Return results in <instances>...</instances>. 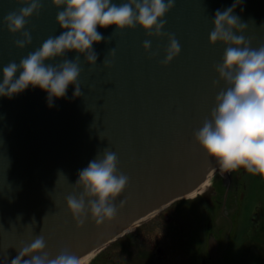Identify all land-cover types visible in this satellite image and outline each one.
Returning <instances> with one entry per match:
<instances>
[{
    "label": "water",
    "instance_id": "water-1",
    "mask_svg": "<svg viewBox=\"0 0 264 264\" xmlns=\"http://www.w3.org/2000/svg\"><path fill=\"white\" fill-rule=\"evenodd\" d=\"M233 2L175 0L162 31L175 34L181 51L166 66L161 63L166 37H147L139 26L120 32H113L115 25L98 26L110 42L93 45L99 54L95 65L86 64L81 56V96L71 98L70 85L68 99H56L51 108L39 88L26 89L12 99L0 97L3 264H11L19 247L38 235L45 237V251L51 256L65 246L78 256L90 254L143 217L188 196L214 168L219 172L193 133L209 117L215 96L224 87L223 82L214 86L218 74L213 66L221 62L225 46L210 44L208 37L215 11ZM19 7L15 0H0V68L10 61L19 63L61 31L56 15L62 9L42 0L39 16L29 18L26 25L32 43L17 48L14 41L23 37L9 33L2 21ZM234 15L248 24L242 35L253 48L264 44V0H243ZM145 40L151 41L150 52L142 47ZM112 48L115 55L109 56ZM157 50L159 54L151 57ZM75 55L70 52L68 58ZM104 59L111 61L110 67L104 66ZM105 151L116 154L118 171L129 177V184L115 201L114 219L78 226L65 198L78 194L73 189L78 171ZM59 172L66 177H58ZM212 189L209 186L201 194L208 204Z\"/></svg>",
    "mask_w": 264,
    "mask_h": 264
},
{
    "label": "clouds",
    "instance_id": "clouds-1",
    "mask_svg": "<svg viewBox=\"0 0 264 264\" xmlns=\"http://www.w3.org/2000/svg\"><path fill=\"white\" fill-rule=\"evenodd\" d=\"M15 3L21 7L7 13L2 23L9 33L23 37L14 41L17 48L23 49L32 43L26 25L29 18L39 16L42 0H15ZM242 3L243 0H234L223 11L217 9L212 17L209 43L225 46L221 62L213 66L218 74L213 84L223 82L224 87L215 96L209 117L194 131L193 137L221 175L243 168L264 177V44L253 48L251 41L242 35L248 24L234 15ZM51 4L62 9L56 15L60 33L48 37L19 63L10 61L0 68V97L12 99L26 89L39 88L46 93L47 106L51 108L56 99H68L70 85L71 98L81 96L78 82L81 56L86 64L95 65L99 54L93 45L110 42L97 30L98 26L115 25L113 32L139 26L147 37H166L168 44L161 61L165 66L181 51L175 34L162 31L167 23L165 16L175 6V0H122L119 4L114 0H51ZM142 47L150 52L151 41L145 40ZM70 52H75V57L69 59ZM108 54L114 56L115 49H110ZM158 54L159 50L152 51L150 56ZM103 64L110 67L111 61L104 59ZM60 176L65 175L59 172ZM128 184L129 177L118 171L116 154L105 151L102 158L97 155L78 171L73 184L78 194L65 198L67 211L78 226L86 221L96 224L111 221L118 211L115 201ZM123 204L121 201L120 206ZM46 247L45 237L38 235L30 244L19 247V254L11 264H82V257L66 246L55 256L45 251Z\"/></svg>",
    "mask_w": 264,
    "mask_h": 264
},
{
    "label": "flooded vegetation",
    "instance_id": "flooded-vegetation-1",
    "mask_svg": "<svg viewBox=\"0 0 264 264\" xmlns=\"http://www.w3.org/2000/svg\"><path fill=\"white\" fill-rule=\"evenodd\" d=\"M243 172L236 170L234 181L228 179L222 195L213 187L210 205L202 196L194 203L184 197L176 199L81 257H87L86 264H237L231 258L237 254L221 252L224 229L213 227L214 213L200 205L204 202L211 209L219 208L220 219L233 229L245 197Z\"/></svg>",
    "mask_w": 264,
    "mask_h": 264
},
{
    "label": "rangeland",
    "instance_id": "rangeland-1",
    "mask_svg": "<svg viewBox=\"0 0 264 264\" xmlns=\"http://www.w3.org/2000/svg\"><path fill=\"white\" fill-rule=\"evenodd\" d=\"M236 170L229 172L228 176L233 179ZM234 181V179H233ZM244 185V200L242 210L236 225L231 226L222 221L219 217V208L212 209L204 202H201L206 212L214 213L213 227L217 230L224 229L220 233L221 252L232 253L233 260L237 264H264V177L248 173L245 169L242 177ZM227 178L219 172L211 178V186L215 187L218 195H222L226 188ZM259 196H261L259 198ZM199 196L188 198L190 202L198 201ZM229 228V230H228ZM231 231V234H230ZM234 231V232H233ZM241 254V255H240Z\"/></svg>",
    "mask_w": 264,
    "mask_h": 264
},
{
    "label": "bare ground",
    "instance_id": "bare-ground-1",
    "mask_svg": "<svg viewBox=\"0 0 264 264\" xmlns=\"http://www.w3.org/2000/svg\"><path fill=\"white\" fill-rule=\"evenodd\" d=\"M214 174H211L209 178L203 182L200 186H198L192 193H190L187 197L188 198H193L195 196L201 195V193L209 186H211V178L213 177ZM225 175V174H223ZM87 262V257L82 258V264H86Z\"/></svg>",
    "mask_w": 264,
    "mask_h": 264
},
{
    "label": "trees",
    "instance_id": "trees-1",
    "mask_svg": "<svg viewBox=\"0 0 264 264\" xmlns=\"http://www.w3.org/2000/svg\"><path fill=\"white\" fill-rule=\"evenodd\" d=\"M263 189H264V187H263ZM262 194H264V193H262ZM260 197H261V196H259V198H260ZM261 199L264 201V198L261 197Z\"/></svg>",
    "mask_w": 264,
    "mask_h": 264
}]
</instances>
